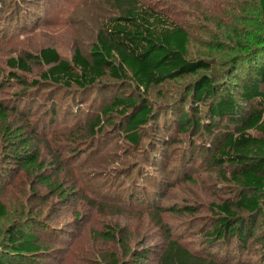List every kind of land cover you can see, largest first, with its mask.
I'll return each instance as SVG.
<instances>
[{
  "label": "rangeland",
  "instance_id": "1",
  "mask_svg": "<svg viewBox=\"0 0 264 264\" xmlns=\"http://www.w3.org/2000/svg\"><path fill=\"white\" fill-rule=\"evenodd\" d=\"M137 1L186 28L193 59L205 54L211 70L166 81L142 95L130 81H108L104 93L82 101L76 91L35 86L46 69L36 59L41 50L54 49L66 61L75 51L90 59L98 33L120 7L116 0H0V17L8 21L0 23V109L24 130L41 164L22 169L0 137V201L8 211L0 243L11 225L20 224L37 234L41 251L32 264H168L164 256L171 242L207 263L264 264L263 218L242 248L236 238L227 243L230 239L211 235L217 207L235 204L240 193L233 168L217 161L218 149L242 125L210 118L218 96L194 103L184 95L205 77L219 93L235 92L224 56L235 52H229L234 48L229 38L242 41L263 32L256 0ZM28 55V70L11 68V60ZM114 98L143 100L153 108L138 144L122 136L120 115L103 119L91 132L101 106ZM182 113L199 119L201 129L181 135L176 123ZM131 191L145 199L129 200Z\"/></svg>",
  "mask_w": 264,
  "mask_h": 264
},
{
  "label": "trees",
  "instance_id": "2",
  "mask_svg": "<svg viewBox=\"0 0 264 264\" xmlns=\"http://www.w3.org/2000/svg\"><path fill=\"white\" fill-rule=\"evenodd\" d=\"M116 2L120 7V14L104 24L90 51V59L75 51L72 60L66 61L56 50L43 49L36 59L46 69L41 74V79L34 82L35 86L49 84L58 87L60 92L76 91L72 93L82 101L98 92L104 93L108 81H130L142 95L166 81L194 76L201 70H211L212 62L206 59L208 56H204L205 54H199L193 59L192 41L186 28L175 25L161 12L148 8L137 0ZM255 2L254 10L264 20V0ZM4 20L0 17V23L5 25L8 21ZM258 31L263 32L257 36H246L242 41L229 38L234 45L229 52H235L231 55L226 52L223 62L228 66L225 71L227 79L235 83L231 86L234 93L230 90L219 93L220 89H217L211 77L197 80L184 93L194 103L218 96L219 99L209 111L210 118L229 119L231 122L238 120L242 125L241 130L229 136L218 149L220 158L217 160L233 168L234 180L240 189L238 200L233 205L227 202L217 207L218 220L211 232L214 240L228 238L230 241H226L230 243L236 238L241 245L238 248L253 239L257 222L261 218L264 221V30L261 28ZM214 46L222 49L221 44ZM24 58L11 60V68L28 70L26 63L32 57L28 55ZM15 79L12 77V82ZM52 93L50 96H54L56 92ZM62 95L64 97L65 93ZM30 99L27 101L33 102L35 98ZM48 99L51 102L55 100L51 97ZM77 103L73 104L75 108ZM198 111L195 110L196 116ZM117 115L125 123L122 136L130 143L138 144L141 129L150 124L155 114L146 101L114 98L101 106L100 116L96 118L91 132L101 125L103 119H111ZM198 121L191 114L182 113L176 127L181 135H185L197 130L199 126V130L201 129ZM23 132L24 130L9 122L7 110L0 109V137L12 150L10 159L22 169L34 170L41 166L40 157L35 152H30L32 141L25 140ZM93 135L94 133L90 134V137ZM44 182L50 185V181ZM138 195L140 194H133L131 191L128 199L138 202L145 199ZM241 213L249 215L241 218ZM7 216V207L0 201V224ZM5 237L6 240L0 243V264H32L41 251L33 229L14 224L6 230ZM262 241L264 242V238ZM170 244V249L164 256L168 264H213L197 260L175 242Z\"/></svg>",
  "mask_w": 264,
  "mask_h": 264
}]
</instances>
